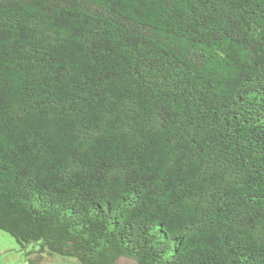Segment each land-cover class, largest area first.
<instances>
[{
    "label": "trees",
    "instance_id": "1",
    "mask_svg": "<svg viewBox=\"0 0 264 264\" xmlns=\"http://www.w3.org/2000/svg\"><path fill=\"white\" fill-rule=\"evenodd\" d=\"M0 231L27 264H264V0H0Z\"/></svg>",
    "mask_w": 264,
    "mask_h": 264
},
{
    "label": "rangeland",
    "instance_id": "2",
    "mask_svg": "<svg viewBox=\"0 0 264 264\" xmlns=\"http://www.w3.org/2000/svg\"><path fill=\"white\" fill-rule=\"evenodd\" d=\"M31 249V246H28L26 251H31ZM0 264H25L16 241L2 231H0ZM51 264H66V262L55 260L52 261Z\"/></svg>",
    "mask_w": 264,
    "mask_h": 264
},
{
    "label": "crops",
    "instance_id": "3",
    "mask_svg": "<svg viewBox=\"0 0 264 264\" xmlns=\"http://www.w3.org/2000/svg\"><path fill=\"white\" fill-rule=\"evenodd\" d=\"M56 258H58V257H49V256H46V255H44V264H51V262L52 261H55V260H60V261H63V262H66V264H77L74 260H65V259H56ZM25 262V261H24ZM25 264H27L26 262H25Z\"/></svg>",
    "mask_w": 264,
    "mask_h": 264
}]
</instances>
